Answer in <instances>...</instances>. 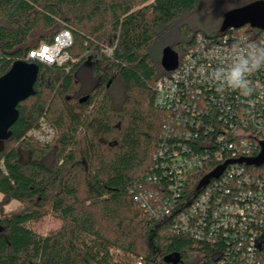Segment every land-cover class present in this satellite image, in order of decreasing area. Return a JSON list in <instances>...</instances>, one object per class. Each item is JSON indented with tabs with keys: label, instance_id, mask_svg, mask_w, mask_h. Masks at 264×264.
<instances>
[{
	"label": "trees",
	"instance_id": "16d2710c",
	"mask_svg": "<svg viewBox=\"0 0 264 264\" xmlns=\"http://www.w3.org/2000/svg\"><path fill=\"white\" fill-rule=\"evenodd\" d=\"M200 1L0 0V77L18 60L38 66L34 95L17 105L11 135L0 141V264L238 263L241 234L213 226L211 211L250 187L246 177L264 180V162L249 163L264 150L250 122L256 91L240 95L216 81L191 97L182 87L180 99L196 103L181 113L183 124L154 103L156 81L169 74L154 45ZM62 30L72 37L64 63L29 58ZM238 32L260 46L253 73L264 86V31L245 25ZM199 34L178 29V61ZM113 76L125 87L117 107L107 91ZM42 124L48 142L33 135ZM188 150L202 167L174 169ZM206 192L207 213L190 214ZM11 201L18 208L3 214ZM45 217L59 225L41 234L32 224ZM254 230L245 235L264 245V229Z\"/></svg>",
	"mask_w": 264,
	"mask_h": 264
},
{
	"label": "built area",
	"instance_id": "2783aa9c",
	"mask_svg": "<svg viewBox=\"0 0 264 264\" xmlns=\"http://www.w3.org/2000/svg\"><path fill=\"white\" fill-rule=\"evenodd\" d=\"M238 29H229L219 38L212 40L200 34L197 35L193 51L189 50L183 55L175 70L156 81L154 103L159 108H172L175 112L174 120L183 124L185 117L181 113L189 109V106L195 110L196 103L189 99L183 102L179 97L180 88L184 87L185 93L188 92L191 97L199 94L201 88L212 86L216 81L224 90H233L240 95H246L253 89L256 91V97L252 102L255 112L250 121L251 129L257 135L259 134V145L264 148V86L259 77L253 73L254 62L257 57L258 60L261 57L260 46L238 32ZM261 42H264V39ZM71 43L70 32L62 30L54 36L51 44H42L36 50L31 51L29 58L47 64H62L69 58L66 50ZM106 52L109 51L106 50ZM251 76H254L253 80ZM187 120L192 122V118ZM41 130L33 133L39 140H42L41 133L52 135L51 130L45 124H42ZM242 143L245 144L244 141ZM186 154L175 158L174 169L186 172L202 167V160L199 156L189 150ZM245 183L250 187L239 188L236 199H228L224 202L220 200L215 204L211 211L212 217L216 220L213 226L217 229H232L233 232L230 234L234 238L239 235L236 231L241 234L236 245V252L240 255L237 264H264V255L261 251L264 250V245L256 242L253 237L247 238L245 235L246 227L250 229V233L256 232L255 226H261L264 229V180L256 178L250 180L246 177ZM209 199V192L200 195L191 207L190 214L195 215L197 211H200L205 215ZM168 213L169 210L165 209V214ZM185 221L186 218H183V222ZM248 221H252L253 225L247 226ZM245 238L247 244L243 247L242 241Z\"/></svg>",
	"mask_w": 264,
	"mask_h": 264
},
{
	"label": "water",
	"instance_id": "95a60500",
	"mask_svg": "<svg viewBox=\"0 0 264 264\" xmlns=\"http://www.w3.org/2000/svg\"><path fill=\"white\" fill-rule=\"evenodd\" d=\"M245 25L264 31V1L256 0L227 11L223 15L219 31L224 33L228 29H238ZM159 62L164 71L171 72L178 64L177 53L166 46L161 51ZM37 74L36 64L18 60L0 77V141L7 140L11 135L10 127L18 118L17 105L34 95L33 86ZM249 161L250 164L263 163L264 150L259 158ZM220 172L221 170L216 171L210 176L216 177Z\"/></svg>",
	"mask_w": 264,
	"mask_h": 264
},
{
	"label": "rangeland",
	"instance_id": "374dc122",
	"mask_svg": "<svg viewBox=\"0 0 264 264\" xmlns=\"http://www.w3.org/2000/svg\"><path fill=\"white\" fill-rule=\"evenodd\" d=\"M242 3H247L252 0H239ZM264 1V0H263ZM237 2L234 1H216V0H201L198 8H196L191 13L183 14L180 19L174 23L170 28L168 35L159 39V41L154 45V58L158 59V63L160 61L161 51L164 47L168 46L173 51L175 49L173 38L175 39L176 32L178 29L184 25L192 32H200L204 35L212 37L220 28L221 21L223 15L229 11ZM174 36V37H173ZM177 38V37H176ZM177 40V39H176ZM183 40V39H179ZM89 66V65H88ZM84 67L81 72V77L84 81L87 80L89 76V67ZM108 94L111 98V103L114 107L119 106L122 100L125 97V87L121 80L117 76H113L112 80L108 85ZM42 140L46 142L50 141L52 135H47L41 133ZM152 189H148L145 191L152 200L157 201V195L151 192ZM1 195H0V202H1ZM18 208V204L15 201H11L10 203L4 205L2 207L3 214H8L15 209ZM59 223L57 220L53 219L52 217H45L41 221L32 224V228L41 233L46 234L58 227ZM198 258L192 257V260H197Z\"/></svg>",
	"mask_w": 264,
	"mask_h": 264
},
{
	"label": "flooded vegetation",
	"instance_id": "af4514ba",
	"mask_svg": "<svg viewBox=\"0 0 264 264\" xmlns=\"http://www.w3.org/2000/svg\"><path fill=\"white\" fill-rule=\"evenodd\" d=\"M231 1V0H230ZM232 1H234V0H232ZM253 1H256V0H252V1H249V2H247V3H242V2H240L239 0H237V2L235 3V5L231 8V9H234V8H237V7H241V6H244V5H246V4H248V3H251V2H253ZM263 1V0H262ZM230 9V10H231Z\"/></svg>",
	"mask_w": 264,
	"mask_h": 264
},
{
	"label": "bare ground",
	"instance_id": "6f19581e",
	"mask_svg": "<svg viewBox=\"0 0 264 264\" xmlns=\"http://www.w3.org/2000/svg\"><path fill=\"white\" fill-rule=\"evenodd\" d=\"M203 35V34H202Z\"/></svg>",
	"mask_w": 264,
	"mask_h": 264
}]
</instances>
